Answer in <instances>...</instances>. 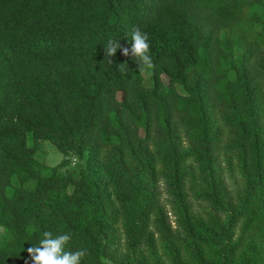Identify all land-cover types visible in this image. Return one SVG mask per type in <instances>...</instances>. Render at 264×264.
<instances>
[{"label":"trees","instance_id":"obj_1","mask_svg":"<svg viewBox=\"0 0 264 264\" xmlns=\"http://www.w3.org/2000/svg\"><path fill=\"white\" fill-rule=\"evenodd\" d=\"M0 226V264L44 231L82 264H264V0H0Z\"/></svg>","mask_w":264,"mask_h":264},{"label":"clouds","instance_id":"obj_2","mask_svg":"<svg viewBox=\"0 0 264 264\" xmlns=\"http://www.w3.org/2000/svg\"><path fill=\"white\" fill-rule=\"evenodd\" d=\"M130 42V49L123 48L122 54L126 57L131 54L135 58L140 74L153 69L154 63L150 55L148 35L138 26H133L130 32ZM118 48H120L119 42L109 38L104 46L105 56H114ZM119 69H127V65H121ZM71 239L72 233L70 232L53 236L52 232L44 231L38 246L32 245L27 248L28 260L25 264H29V261L31 264H82L83 259L88 255V250L86 248L66 250Z\"/></svg>","mask_w":264,"mask_h":264},{"label":"rangeland","instance_id":"obj_3","mask_svg":"<svg viewBox=\"0 0 264 264\" xmlns=\"http://www.w3.org/2000/svg\"><path fill=\"white\" fill-rule=\"evenodd\" d=\"M142 75H143L144 85L151 86L152 85L151 72L149 70H146L145 72L142 73ZM161 78H162L163 84L166 85L168 83V77L166 75H162ZM177 89L180 92L183 91L182 86L180 85H177ZM118 97H121V93H118ZM27 142L29 145L35 146L34 140L30 133H28L27 135ZM63 157H64L63 154L59 152L58 149L53 144H51L50 142L46 140L40 142V145L35 153V158L40 164L58 166L57 171L59 173H65L66 171H69V170H75L76 166L82 161V159H79L76 155L69 154L67 156L68 163L65 165H61L60 161L62 160ZM222 168L226 172L224 163L222 165ZM225 172H224V180L230 188H233L234 186H236V183L237 184L239 183L240 185L244 184V180L241 176L236 175L235 180H234L232 178H229L227 173ZM13 181L14 183H17L15 178L13 179ZM160 189L162 192V197L164 198L165 197L164 186L161 184V182H160ZM199 211L202 213L210 212V207L206 204L199 206ZM3 235H4V229L3 227L0 226V240L3 238ZM108 264H113V263L108 261Z\"/></svg>","mask_w":264,"mask_h":264}]
</instances>
